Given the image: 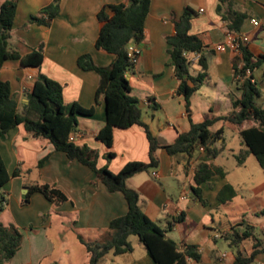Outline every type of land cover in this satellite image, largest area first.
Listing matches in <instances>:
<instances>
[{"label": "crops", "instance_id": "crops-1", "mask_svg": "<svg viewBox=\"0 0 264 264\" xmlns=\"http://www.w3.org/2000/svg\"><path fill=\"white\" fill-rule=\"evenodd\" d=\"M51 1L17 0L10 43L20 53H26L42 43L43 58L39 66L26 67L20 66L17 60H7L0 67V78L10 82L19 108L27 102V93L38 73L62 84L64 103L77 102L84 108H93L91 115L78 116L75 131L79 135L74 142L97 149L98 166L106 165L110 171L117 172L128 161H148V140L143 127L138 124L126 128L114 127L110 147L96 138V133L105 122L104 100L99 98L96 101L94 96L98 75L77 65V57L85 52L90 53L97 65L105 66L112 61L113 54L97 49L94 44L99 31L97 12L104 5L127 3L129 0H60L59 11L49 25L29 22L32 15ZM217 4L218 0H150L143 37L138 43L140 53L126 77L130 93L138 99L142 120L161 144L171 143L178 133L187 131L190 126L184 97L177 93L178 80L166 41V37L175 31L173 19L182 13L185 6L196 12L191 18L189 32L201 39L208 61V77L189 99L191 119L198 122L206 117L226 114L231 110L230 96L240 95L239 84L232 75V58L237 53L228 48L222 51L215 48L227 32L225 20L216 11ZM232 7L248 15L239 30L248 36L245 45L254 54L264 53V0H233ZM251 18L258 19L259 23L252 24ZM196 61L192 63V73L198 70ZM251 75L261 91L259 99L264 106V65L254 68ZM152 103L157 106L152 107ZM253 124L251 120L240 124L227 120L215 122L211 130L223 128L224 149L213 162L218 163L216 160L219 157L237 153L243 147L239 131ZM227 128L237 134L235 139L231 138ZM220 141L221 138L218 143ZM107 151L114 153L108 161L104 158ZM156 154L159 160L157 168L137 172L127 179V184L139 194L141 209L163 229L168 220L181 215L182 219L165 233L179 249L187 244L197 246L200 260L188 257L187 264H232L235 253L219 248L220 241L231 245L225 237L237 223L230 220L223 209L236 196L224 203L217 199V191L228 181L227 177L215 175L201 184V194L206 200L204 205L193 195L190 185L195 164L210 160L205 151L198 149L190 158L185 154L171 155L164 148H158ZM0 155L10 175L15 168L21 169L20 174L11 175L2 188L4 199L0 202V222L6 225L13 223L21 230L22 246L13 257L23 250L27 240L29 264H41L43 255L51 252L46 232L54 219L95 239L97 234L106 231L112 218L127 210L121 192L108 191L103 183L95 182V175L89 167L77 160H69L50 142L24 133L20 125L0 136ZM44 156H47L44 162L37 166ZM39 182L55 185L66 195V200L50 202L42 193L35 191L30 194L29 205L22 203L24 187L28 190L30 184ZM237 193L238 196V190ZM29 206L36 207V210L29 209ZM44 211L48 212L45 220L35 226L36 229L28 227L30 219L38 218L39 213ZM243 241L235 245V250L246 254L253 240L249 244H243ZM130 242L131 251L117 255L109 251L101 260H106L105 264H156L144 246L140 247L138 238L135 244ZM259 263L264 264V251L256 255L252 264ZM5 264L12 262L10 260ZM20 264H25V261Z\"/></svg>", "mask_w": 264, "mask_h": 264}, {"label": "trees", "instance_id": "trees-1", "mask_svg": "<svg viewBox=\"0 0 264 264\" xmlns=\"http://www.w3.org/2000/svg\"><path fill=\"white\" fill-rule=\"evenodd\" d=\"M59 1L52 0L43 6L36 15L29 18V22L49 25L59 11ZM232 1L218 0L216 11L225 20L227 31L239 32L242 22L248 15L233 8ZM16 5L17 0H0V67L7 60H17L23 67L39 66L43 58L42 43L26 53H20L10 43ZM149 5L150 0H129L127 3L102 6L97 12L99 31L94 44L97 49L111 53L114 57L105 66L95 64L88 52L77 57V65L80 68L97 73L95 100L103 98L105 103V122L96 133V138L110 147L114 127L126 128L138 124L143 127L148 140V161H128L117 172L110 171L106 165L98 166L97 149L68 140L69 132L77 128L78 116L91 115L93 108H84L77 102L64 103L62 84L42 73H38L31 90L27 93V102L19 108L10 82L0 78V136L20 125L24 133L50 142L55 150L64 152L69 160H77L89 167L95 175V182L103 183L110 192H121L127 203L126 212L109 221L104 239L87 240L80 234L77 235L87 253V264H99L100 259L109 251L114 255L131 251L130 235L137 236L156 264H187L188 257L196 261L200 260L196 245L187 244L179 249L177 243L166 236L165 232L182 219L181 215L168 220L166 227L161 228L144 213L139 205L137 190L127 184V179L131 175L157 168L158 148H164L171 155L185 154L188 158L198 149L205 151V155L210 160H201L195 164L190 185L193 195L205 205L201 184L208 182L215 175L225 178L227 174L222 165L213 162V159L217 158L224 149V138L221 135L223 128L211 130V126L218 120H227L234 124L251 120L254 122L253 125L239 131L243 147L233 154V157L236 166H241L252 154L264 171V106L257 104L256 100L261 96V91L251 73L246 75V69L252 72L254 68L264 65V53L254 54L245 44H241L240 54H235L232 58V75L239 84L240 95L230 96L231 110L223 115L206 117L198 122L193 121L190 117L189 99L207 79L208 61L201 39L189 32L191 18L196 14L190 6H185L182 13L173 19L175 31L166 37L167 52L178 80L177 93L184 97L190 126L187 131L178 133L168 144H161L151 133L148 125L142 120L138 99L130 93V83L125 75V72L134 66L127 45L138 44L141 41ZM195 52H199L200 56L196 61L198 70L192 73L193 62L190 58ZM240 62L242 66L238 67ZM156 106L152 103V107ZM219 138L221 141L218 143ZM113 156L112 151L104 154L107 161ZM46 157L41 158L37 166H41ZM20 172V168H15L11 175L18 176ZM11 175L7 172L0 155V191ZM35 191L42 193L50 202L59 203L66 200V195L55 185L34 183L29 185L22 203H28L30 194ZM237 194L235 187L226 181L217 191V199L220 203H224ZM3 199V192H0V200ZM241 224L236 223L225 238L234 246L249 238L253 239V243L246 254L236 251L232 264H252L256 255L264 251V238L255 236L253 226L250 224H245L243 230H239L237 226ZM21 241L22 232L16 225L0 222V264L14 256L20 248ZM49 264L58 263L54 261Z\"/></svg>", "mask_w": 264, "mask_h": 264}, {"label": "rangeland", "instance_id": "rangeland-1", "mask_svg": "<svg viewBox=\"0 0 264 264\" xmlns=\"http://www.w3.org/2000/svg\"><path fill=\"white\" fill-rule=\"evenodd\" d=\"M256 101L257 104L262 105L259 98H257ZM226 131L231 132L232 139L237 137V134H234L231 129L227 128ZM216 162L224 166L227 171L226 177L228 181L233 184L239 192L238 196L223 206L224 211L227 213L230 220L242 223L237 226L239 230H243L245 224H250L253 226L255 236L264 238V171L257 162L256 158L253 155H249L246 164L241 167L235 165V159L230 154L225 155L222 158L219 157ZM22 192H24V189ZM28 203L25 205H29ZM31 208L36 210V207L29 206V209ZM28 211L30 213V210ZM49 212H51V210ZM47 214L48 212L44 211L43 213H39L38 218H31L28 227L36 229L35 226L40 225L41 222L45 220ZM63 224L61 223V220L54 219L51 226L47 228L46 236L50 242L52 250L50 253L47 252L43 255L41 258V264H48L54 261H57L59 264H86L85 248L78 240L77 235L80 234L87 240H102L106 237V232H101L94 237L95 239H91L89 238L88 233L72 229L65 226V223ZM130 240L133 244H135L137 236L131 235ZM252 240L253 239L251 238L246 239L243 241V244H249ZM220 244L221 247L219 248L221 250L223 249L228 252L232 251L235 253L236 250L234 245H228L224 241H220ZM140 245V247H143L142 244ZM21 246L22 245H20V247ZM10 260L12 264H20L23 261H25V264H29L27 240L24 242L23 250ZM105 261L106 260L100 259L99 264H105ZM5 263L6 262L3 264Z\"/></svg>", "mask_w": 264, "mask_h": 264}, {"label": "built area", "instance_id": "built-area-1", "mask_svg": "<svg viewBox=\"0 0 264 264\" xmlns=\"http://www.w3.org/2000/svg\"><path fill=\"white\" fill-rule=\"evenodd\" d=\"M250 21L252 22V24L257 25L258 19L256 18H251ZM248 40V36L246 34L240 33V32H232V31H227L225 34V38L222 42L217 43L215 45V48L217 50H225V49H231L232 51H234L237 54H240L239 51V47L241 44H245L246 41ZM127 51L131 57V61L135 64L137 57L140 53V49L138 47V44L136 43H130L127 45ZM200 56L199 52H195L193 53V55L191 56L190 60L192 62L196 61L198 59V57ZM242 63H238V67H241ZM127 72H125L126 75ZM251 73V71L249 69H246V75H249ZM78 132L73 130L70 131L68 134V140L74 142L76 140V138L78 137ZM153 174H155L153 172ZM259 264H263V263H259Z\"/></svg>", "mask_w": 264, "mask_h": 264}, {"label": "water", "instance_id": "water-1", "mask_svg": "<svg viewBox=\"0 0 264 264\" xmlns=\"http://www.w3.org/2000/svg\"><path fill=\"white\" fill-rule=\"evenodd\" d=\"M26 192H27V187L25 186V187H24V192H23V194H22V197H23V198H24Z\"/></svg>", "mask_w": 264, "mask_h": 264}]
</instances>
